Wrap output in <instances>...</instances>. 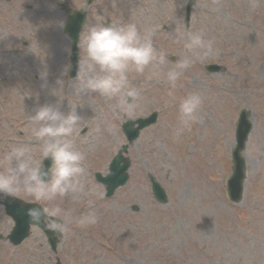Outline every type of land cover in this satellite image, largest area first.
<instances>
[{
	"label": "rangeland",
	"instance_id": "obj_1",
	"mask_svg": "<svg viewBox=\"0 0 264 264\" xmlns=\"http://www.w3.org/2000/svg\"><path fill=\"white\" fill-rule=\"evenodd\" d=\"M64 1L72 10L83 9L84 0ZM61 2L0 0V161L13 146L26 147L40 159L41 142L27 117L36 107L59 100L67 104L65 111L76 106L81 116L68 139L85 155L84 188L56 201L69 221L56 255L40 232L31 229L17 248L0 241V264L8 260L54 264L55 257L62 264H137L118 257H132L136 251L139 254L133 258L140 264H264V0H197L188 30L182 22L183 0H94L86 10L79 61L85 56L83 37L96 24L135 23L142 34L151 32L157 55L164 57L163 63L154 62L143 74L129 73L139 94L130 99L128 111L118 107L117 99L77 93L76 77L68 80L70 44L62 33L64 17L57 7ZM24 5L33 10L23 9ZM190 33L211 40V53L190 52L185 47ZM11 48L18 52L8 57L4 51ZM185 56L193 57L191 66L173 85L167 72ZM206 65L224 70L206 74ZM193 91L203 99L198 120L177 135L183 127L180 102ZM240 110L248 112L252 126L242 153L243 200L233 206L224 189ZM151 111L159 113L156 125L143 131L128 151L127 186L102 203L92 173L104 174L108 159L124 144L119 130L123 118ZM81 129L85 132L78 135ZM149 177L166 192L167 205L152 200ZM14 197L36 203L23 193ZM130 205L138 207L137 214H129ZM41 206L53 205L41 202ZM92 211L97 222L79 226L78 218ZM11 227L0 210V236L5 237ZM97 243L108 244L113 251L106 253Z\"/></svg>",
	"mask_w": 264,
	"mask_h": 264
},
{
	"label": "clouds",
	"instance_id": "obj_2",
	"mask_svg": "<svg viewBox=\"0 0 264 264\" xmlns=\"http://www.w3.org/2000/svg\"><path fill=\"white\" fill-rule=\"evenodd\" d=\"M185 47L199 56H206L212 51V41L205 40L200 33H190ZM82 48L85 56L78 64L75 91L117 99L118 107L124 111L132 107L130 99L139 94L130 84L129 73L143 74L154 62L164 61L163 56L157 55L151 32L142 34L135 23L91 25L83 37ZM192 60L193 57L185 56L175 69H170L168 81L175 85ZM202 103V96L195 91L183 98L179 105L183 127L177 129V135L197 122ZM80 120L76 106L65 111L59 100L36 107L27 121L34 137L41 142L40 159L34 158L26 147L13 146L0 161V197L23 193L32 198L36 204L28 210V216L34 223H44L56 234L69 230L68 214L57 206V199L82 192L84 188L81 177L85 174V155L68 139ZM46 159L51 162L48 168L43 163ZM41 202L53 206L43 207ZM97 219L96 212L92 211L79 217L77 223L86 227L95 224Z\"/></svg>",
	"mask_w": 264,
	"mask_h": 264
},
{
	"label": "water",
	"instance_id": "obj_3",
	"mask_svg": "<svg viewBox=\"0 0 264 264\" xmlns=\"http://www.w3.org/2000/svg\"><path fill=\"white\" fill-rule=\"evenodd\" d=\"M66 12H68V11L66 10ZM72 18H74V17H72ZM79 18H80V15H76L74 19H79ZM82 21H83V19L81 18L80 22L78 20V23H81ZM245 117H246V113H243L241 116L240 122L244 121ZM153 122H154V119L153 120H150V119L149 120H137L133 123H130L128 126H125L124 132L127 136L128 141L130 142L133 139H135L138 129H141L142 127H145L149 123H153ZM135 124L138 125V128L136 130H133L132 126ZM248 130H249L248 125L245 128L243 126H241L240 131L238 132V135H237L238 147L242 141L244 142V140H245L244 138H245V135L248 132ZM238 149L239 148H237L236 151ZM234 154H233V156H234ZM233 161L235 164V160H233ZM242 171H243V169H242ZM153 191H154V195H155L156 199L159 200V202H161V200H163L162 202L164 203L165 199L162 197L163 196L162 191L155 184H153ZM239 197H240V194H239ZM232 198H233V200H236V201L239 200L238 190H236L235 188L232 191ZM0 203H2L5 206L6 214L9 215L13 219V221L15 222V227H14L11 235L8 237V239L12 244L17 245L24 238L27 237L28 225L33 223L27 214L28 210L32 207L29 205L23 204L20 201L13 199V198L8 199V198L0 197Z\"/></svg>",
	"mask_w": 264,
	"mask_h": 264
}]
</instances>
